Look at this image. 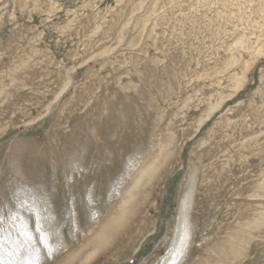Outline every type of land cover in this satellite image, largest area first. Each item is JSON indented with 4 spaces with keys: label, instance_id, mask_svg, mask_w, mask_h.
Listing matches in <instances>:
<instances>
[{
    "label": "rangeland",
    "instance_id": "rangeland-1",
    "mask_svg": "<svg viewBox=\"0 0 264 264\" xmlns=\"http://www.w3.org/2000/svg\"><path fill=\"white\" fill-rule=\"evenodd\" d=\"M0 264H264V0H0Z\"/></svg>",
    "mask_w": 264,
    "mask_h": 264
}]
</instances>
